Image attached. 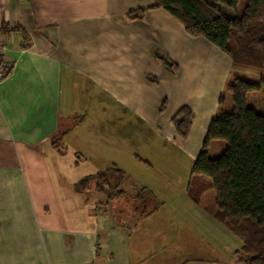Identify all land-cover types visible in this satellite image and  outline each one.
<instances>
[{"label":"crops","instance_id":"crops-1","mask_svg":"<svg viewBox=\"0 0 264 264\" xmlns=\"http://www.w3.org/2000/svg\"><path fill=\"white\" fill-rule=\"evenodd\" d=\"M154 3L0 0L15 62L0 84V264L10 257V264H53L51 256L54 264L224 261L215 259L217 246L205 234L198 235L197 249L210 251L213 260L181 259L172 229L182 212H196L209 227L218 222L215 198L209 210L202 201L209 190L197 203L187 188L236 65L205 37L190 35L166 8H151ZM138 8H147L144 16L131 18L128 11ZM154 46L178 65L176 72L157 59ZM163 98L168 107L160 113ZM182 106L194 112L186 139L172 122ZM111 167L126 173L124 194L110 198L94 186L75 188ZM134 185L150 191L147 207L138 208ZM155 202V210L142 213ZM24 219L45 237L29 238ZM33 247L46 248L50 260L32 256Z\"/></svg>","mask_w":264,"mask_h":264},{"label":"trees","instance_id":"trees-1","mask_svg":"<svg viewBox=\"0 0 264 264\" xmlns=\"http://www.w3.org/2000/svg\"><path fill=\"white\" fill-rule=\"evenodd\" d=\"M241 0H155L151 8L164 7L185 26L192 36H203L220 50L232 55L236 64L264 70V0H247L239 10ZM233 10L230 15L224 8ZM147 8L128 11L131 18L143 17ZM6 33V27L3 26ZM155 56L171 72L178 65L166 54ZM147 78L158 82V78ZM264 88V76L258 80L235 75L230 78L220 98V109L208 128L203 149L200 151L190 174L188 195L200 202L203 193H215L214 216L229 227L242 240L236 252L241 264H264V112L248 105V95ZM167 107L164 99L160 111ZM194 112L182 106L172 117L177 133L188 138ZM224 141L220 155L212 157L209 145ZM55 140L54 144H58ZM142 161L147 162L142 159ZM127 176L122 169L111 167L87 175L76 184L77 190L94 186L116 197L126 192L122 186ZM139 201L138 208L147 207L151 193L145 186L134 185ZM143 208L146 214L155 210Z\"/></svg>","mask_w":264,"mask_h":264},{"label":"rangeland","instance_id":"rangeland-1","mask_svg":"<svg viewBox=\"0 0 264 264\" xmlns=\"http://www.w3.org/2000/svg\"><path fill=\"white\" fill-rule=\"evenodd\" d=\"M246 1L247 0H241L240 1V4H239V10L240 11L243 9V6L246 4ZM224 9H225L226 13H228L230 15L233 14V10L226 8V7ZM152 52L155 55L156 52L162 53L163 51L158 46H154ZM235 65H236L235 66L236 71L234 73H236L238 75L250 77V78L255 79V80H258L260 77L264 76V70H259L256 68H251V67L243 66L240 64H236V63H235ZM148 75L156 76L153 73L152 74H150V73L145 74V78L148 81H150L147 78ZM151 83H154V82H151ZM224 94L226 95V93H224ZM165 99L167 100V107H168V99L167 98H165ZM163 100H164V98H163ZM163 100L161 101V103L159 105V112L160 113H164L167 110V107H166V109L164 111H160V106H161ZM247 101H248L249 106L254 107L259 112H264V88H262L259 91L251 92L248 95ZM216 142L217 143H214V145H211L209 147V153L212 157H216V156L220 155V153L222 152V150L220 149V147H221L220 144L221 145L226 144L224 141H216ZM170 162H172L171 158H170ZM188 164H189V161L186 158V160L184 162V168L185 169H184L183 175H184V173H186V169H187ZM213 198H215V193L212 189H209L207 194H205V197L202 199L204 206L206 205L208 210L210 208L212 209L214 206ZM181 216H182V218L178 219L180 221L179 228L177 230L172 229V232H173L172 236L176 240L175 248L178 250L177 252L180 254L181 259H183V260H192V259L193 260H200L201 262H205L207 259L213 260L212 259V253L210 251H207V250L203 251L201 249L200 250L197 249L198 247H200L199 243H201L199 241L198 235L205 234L210 238L211 241L213 240L217 246L218 250L216 251V258H215L216 260L222 258V260L225 261V259H226V262L224 263V261H223L222 264H241L237 260L236 252L238 250H240V248L242 247L243 240L235 232H233L229 227H227V226L225 227V225L219 220H217L218 222H216L215 227H213L212 224H210V227H209L208 219L204 220L200 216L196 217V212L195 213L194 212L193 213L182 212ZM21 227L26 230V233L29 232V235H27L29 238L36 236L37 238H40V240H42V238L45 237V233H43L44 231H39L37 233V235L34 234L33 232H31L34 229V226L27 219L23 220V222L21 223ZM230 230H231V233H230ZM175 232L177 233L178 237L176 236ZM15 235H17L18 237L21 236V234H15ZM225 240L227 242V245L223 244L225 242ZM169 241H171V237L169 238ZM159 242H160V244H162L160 237H159V240L157 241V244ZM20 243L21 242H17V240H15V242H14L15 245H19ZM36 248L35 247L32 248V250L30 252L32 256H36L37 259L41 260V262L45 258H46V260H50V258L47 255L48 252L46 251V248H44V250H42V249L39 250ZM13 251H15V250H12V248L8 247L7 254L9 253V255H10V253H12ZM220 251H222V252H220ZM51 252H52V250H51ZM198 252H199V254H198ZM55 253L57 255H64L65 251H55ZM14 255H15V253H14ZM53 258H54V256H53ZM53 258L51 256V261L54 264ZM11 259L12 258L10 257L9 258L10 262H11ZM222 260L220 259V261H222ZM10 262L9 263L4 262L3 264H10ZM190 264H194V263H190Z\"/></svg>","mask_w":264,"mask_h":264},{"label":"built area","instance_id":"built-area-1","mask_svg":"<svg viewBox=\"0 0 264 264\" xmlns=\"http://www.w3.org/2000/svg\"><path fill=\"white\" fill-rule=\"evenodd\" d=\"M9 39L8 34L3 31L0 23V84L8 79L14 69L15 62L8 55Z\"/></svg>","mask_w":264,"mask_h":264}]
</instances>
